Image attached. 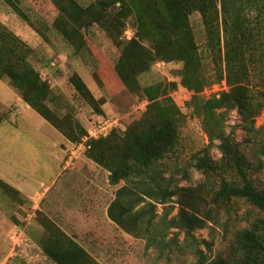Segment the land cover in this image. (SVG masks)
Masks as SVG:
<instances>
[{
  "label": "trees",
  "instance_id": "trees-1",
  "mask_svg": "<svg viewBox=\"0 0 264 264\" xmlns=\"http://www.w3.org/2000/svg\"><path fill=\"white\" fill-rule=\"evenodd\" d=\"M3 1L44 41L53 29L75 53L85 48L84 35L92 27L104 31L120 50L113 68L116 80L148 103L144 113L126 117L123 135L114 130L86 143L84 157L108 174V184H123L108 204L107 219L125 235L144 240L148 249L161 245L164 231L170 229L193 239L196 231L216 224L222 210L242 201L255 216L234 233L228 256L207 261L194 247L196 264H264V189L257 185L235 132H226L229 113L236 112L245 129L255 132V120L264 112V90L251 85V70L264 65V0H94L87 7L74 0H48L57 12L51 28L31 21L13 0ZM193 13L200 16L211 74L203 70L189 23ZM128 20L134 35L119 41ZM32 52L0 23V79H7L21 101L68 143L79 144L84 129L69 118H57L46 106L50 88L32 65ZM157 63H181L179 83L140 87L138 77ZM68 81L95 114H103L102 99L93 96L80 76L73 74ZM222 81L225 91L201 97L205 89ZM177 85L192 93L184 108L199 119L209 144L217 142L220 154L218 162L207 154L193 155L191 166L205 180L196 187L171 184L157 168L179 141L183 115L168 97ZM212 179H217V188L204 184ZM0 191L22 204L19 193L2 180ZM169 203H174L171 210L177 208L176 215L167 220L169 211L157 222V206ZM41 216L46 234L41 253L51 264H99L73 237Z\"/></svg>",
  "mask_w": 264,
  "mask_h": 264
},
{
  "label": "rangeland",
  "instance_id": "rangeland-1",
  "mask_svg": "<svg viewBox=\"0 0 264 264\" xmlns=\"http://www.w3.org/2000/svg\"><path fill=\"white\" fill-rule=\"evenodd\" d=\"M13 1L31 21L45 23L48 27L57 14L48 0ZM74 1L81 7H87L94 0ZM256 14L254 11L252 17ZM0 23L32 49L31 63L50 88L46 99L48 109L59 119H71L86 132L79 144L72 145L73 151L65 155L66 160L68 156L71 157L66 173L73 175L70 179L73 185L82 186L90 183L92 172L86 168L89 162L84 157L86 143L93 139L89 133H93L98 127H102L103 123L109 121V125L111 123L113 126L110 125L108 134L115 130L123 135L127 126L126 117L144 113L148 105L147 103L144 109L138 110L136 106L145 100L126 91L116 80L113 68L120 50L107 34L96 26L85 33L86 46L79 53H75L53 29L48 30V40L44 41L3 0H0ZM189 23L202 56L203 70L211 74L205 33L199 14L190 15ZM126 33L129 40L134 35L131 20L126 22V30L119 37V41H129ZM157 64L138 77L140 87H150L159 83H179L178 72L182 68L181 63H163L164 65L159 66ZM73 74L81 77L96 99H102V115L95 114L76 94L68 81ZM251 74V85L255 89L264 90V65H256ZM2 80L9 86L7 79ZM179 88L181 87L177 85L176 89L168 94L183 115V120L178 126V145L172 153H168L159 161L157 168L166 179L171 180V184L187 188L196 187L205 180L191 166L193 155L207 154L213 162H218L220 154L217 142L209 144L199 119L193 116L189 109L184 108L186 101L182 100L181 95L172 94L174 91L178 94L183 93L182 90H177ZM8 89L4 86L1 94L11 91L14 97L16 91L10 86ZM209 96V93H201L203 99ZM4 98L6 99L4 104H0V178L14 183L25 199L35 201L46 188H51L52 183L57 182L56 176L61 172L55 160L57 151L55 144L59 140V134L34 111L21 110L22 108L17 106L11 107L14 100L10 95L6 94ZM263 126L264 112L255 120V132L245 129L236 112L229 113L226 122V132L231 130L235 132L241 151L250 163L254 179L262 189H264ZM99 172V181L96 183L94 179L95 183L90 184L95 190H92V195L86 197L92 202L99 201L98 205L103 207L100 210L102 212L113 199L115 191L123 184L111 186L107 182L108 174L102 169ZM61 180L62 178L57 183ZM204 184L217 188L218 181L212 179ZM79 199L67 201L63 214V218L67 219L60 221L62 230L85 248L99 264H196L194 247L203 251L207 261L220 256L225 257L228 256L226 252L233 242L234 233L247 227V223L255 216L248 206L242 201H237L220 212L216 224H208L205 229L196 231L193 239L186 240L182 232L170 229L164 231V242L161 245L146 249L144 240L125 235L100 216H97L93 224L91 220L85 219L82 213L88 212L89 209H86L85 198L84 202L83 200L79 202ZM22 205L10 200L0 191V264H51L42 255L40 248L46 238L42 225L43 213L39 211L42 214L38 215V210L32 203ZM170 207H174V203H169L165 208L157 206V222L169 211L171 212L166 217L167 220L176 215L177 208L171 210ZM77 210L81 214L76 213ZM56 224L59 223L56 221Z\"/></svg>",
  "mask_w": 264,
  "mask_h": 264
},
{
  "label": "crops",
  "instance_id": "crops-1",
  "mask_svg": "<svg viewBox=\"0 0 264 264\" xmlns=\"http://www.w3.org/2000/svg\"><path fill=\"white\" fill-rule=\"evenodd\" d=\"M5 82L6 81L0 80V84L3 85L2 87L0 85V98H1L0 104H4V99H5L4 97L6 94H8L14 100L13 104L10 105L11 107L13 106V108H14L17 106V107L22 108L21 110H31L27 105H25L21 101L20 97L16 94V92L14 93V97L12 96L13 93L11 91L10 92L8 91L9 93H6V94L5 93L1 94V90L4 86H5V89L9 90L8 89L9 86L6 85ZM58 136H59V140L55 144V149L57 150L55 160L57 161V164L60 166V169H61V172L58 174V176H56L57 182L60 178H62V180L59 181L60 183H57V182L52 183V187L46 188L39 195V197L36 198L35 201L34 200L29 201V200L24 198L21 190H19L15 186L14 183L9 182L7 180H4L2 177L0 178V180L7 183L8 185H10L12 188H14L19 193V197H20L21 201L23 202L22 206H25L28 203L34 204L33 207L36 208V210L45 214L55 224L57 221L59 223L58 226L61 229H62V226H61L62 224L60 223V221L67 219L66 217L63 218V214L65 211L64 207H65L68 200L75 199L77 197L80 198L79 202H80V200H83V202H84V198H85L86 205L85 204L84 205L86 206V209L87 208L89 209L88 212L83 211V213H82L85 219L87 218V219L91 220L92 224H93V221L97 218V216L102 217V219L104 221L108 220L107 216H106V209L108 207L107 206L108 204L104 207V210L102 212H100V210L103 207L101 208L98 205L99 201L92 202L90 199H88L86 197L87 195H92V193H91L92 190H95L92 188V186L90 184L95 183L94 179H96V183L99 181V173H100L99 171L101 170V168H99L97 165L92 163L90 160L86 159L89 162L86 164V168L88 167L87 168L88 171L92 172V173H90L91 176L89 178L90 183L88 182L87 184H84L82 186H78L77 188H75L73 183L70 182V179H72L71 177L73 175L66 173L67 167L69 166V163L71 162V157L68 156L67 160L65 159L68 152L70 151L69 153H71L73 151V147H72V144L68 143L61 134H59ZM40 137H41V135H40ZM95 187H97V186H95ZM48 195H49V198H48ZM79 202H78V205H79ZM76 213L81 214V212H79L78 210L76 211ZM109 223H111V222L109 221ZM97 229H99V228H97Z\"/></svg>",
  "mask_w": 264,
  "mask_h": 264
},
{
  "label": "built area",
  "instance_id": "built-area-1",
  "mask_svg": "<svg viewBox=\"0 0 264 264\" xmlns=\"http://www.w3.org/2000/svg\"><path fill=\"white\" fill-rule=\"evenodd\" d=\"M126 34H127V40H129L128 33H126ZM157 65L159 66V65H164V64L162 63V64H157ZM177 90H179V91L182 90L183 93L178 94V92L174 91L172 94L175 95V96L181 95L182 96V100L184 102L188 101L190 96L192 95L191 92H188V91H186L183 88H179ZM225 90H226V84H225V81H222L219 84H215V85L211 86L210 88L205 89L203 91V93H205V94L209 93L210 94L209 97H211V95L217 97L220 92L225 91ZM146 105H147V101L145 100V101H142L140 103V105H138L136 107L139 110V109H144ZM110 125H111V123H110ZM110 125H109V121H106L105 123H103L102 127H100V128L98 127V130L94 131L93 133H89V135L91 136V138H93L95 140L100 138V137H106L107 134H108L107 130H110ZM111 126H113V125H111Z\"/></svg>",
  "mask_w": 264,
  "mask_h": 264
}]
</instances>
